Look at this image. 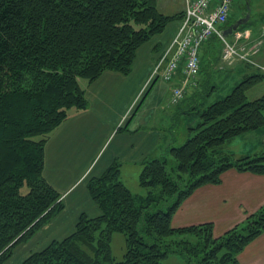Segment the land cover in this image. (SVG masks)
Instances as JSON below:
<instances>
[{
	"label": "trees",
	"instance_id": "16d2710c",
	"mask_svg": "<svg viewBox=\"0 0 264 264\" xmlns=\"http://www.w3.org/2000/svg\"><path fill=\"white\" fill-rule=\"evenodd\" d=\"M183 14L164 15L156 0H0V264L64 209L43 177L44 150L74 112L87 109L86 88L104 73L130 75L140 48L172 22L180 24ZM230 16L222 30L236 21ZM233 34L226 40L233 42ZM210 42L220 43H204L199 57ZM201 68L200 57L195 88ZM263 80V73L252 72L210 104L214 86L175 105L174 115L189 122L190 136L141 163L142 193L122 183L121 163L113 162L86 185L99 214H80L70 235L20 264H162L170 255L186 264H240L237 256L264 233V205L219 237L212 223L173 228L171 220L195 190L219 185L229 170L264 176V153L234 158L224 151L236 137L264 128V96H247ZM115 233L125 239L119 262L110 247Z\"/></svg>",
	"mask_w": 264,
	"mask_h": 264
},
{
	"label": "crops",
	"instance_id": "0c3cea01",
	"mask_svg": "<svg viewBox=\"0 0 264 264\" xmlns=\"http://www.w3.org/2000/svg\"><path fill=\"white\" fill-rule=\"evenodd\" d=\"M185 5L186 0H156L158 10L168 16L182 13ZM261 5L264 7V0ZM178 26L179 20L172 22L162 34L140 48L130 75L125 77L116 73H104L89 85L85 91L87 109L74 112L47 142L44 150L43 177L61 195L64 209L44 230L56 231L54 234L59 233L61 237L50 236L46 244L51 240H61L70 235L80 214H85L89 218L99 214L86 188L90 178L100 176L113 162L118 161L121 163L120 180L128 187L126 184L128 170L136 173L138 179L141 163L145 159L156 157L166 146L178 144L165 142L168 131L164 127L177 111V107H171L169 102L172 85L167 83L161 88L158 84L148 99L145 98L147 97L145 94L138 100L156 59L169 44ZM245 31H248L250 37L239 40L235 47L247 49L250 47L249 44L259 41L261 44L258 53L250 56L249 59L257 62L259 58L260 65L264 64V15L258 26H252ZM215 45L216 43L206 44L200 53L201 59L205 49L206 52L213 53L214 48H217ZM219 46L221 47V44ZM238 67L240 68L236 69V73L241 81L244 76L251 73V70L242 63ZM180 77L178 73L177 79ZM202 83L200 86L198 84L197 88H188L184 101L192 99L201 91L202 94H206L204 90L212 86V83L204 79ZM263 83L264 80L251 88L247 96ZM234 86L235 83L232 87ZM227 91H230L229 88ZM216 92L215 89L209 97L206 96L207 104L223 97L216 95ZM259 95L264 96L254 93L248 99L252 101L260 98ZM166 99H168L167 106L164 104ZM136 100H138L137 104ZM138 105L139 108L136 109ZM253 133L259 143V136L264 137V128ZM251 152H255V147L245 150L241 156L252 155ZM263 205L264 176L229 170L221 176L219 185L202 186L184 200L173 215L171 226L180 228L212 223L213 236H216V228L219 225L233 227ZM207 209L215 210V218L205 214ZM229 212H233V216H229ZM64 214L69 215L68 224ZM61 216L63 219H59ZM61 226L65 229H60ZM237 260L240 264H264V233L253 240L237 256Z\"/></svg>",
	"mask_w": 264,
	"mask_h": 264
},
{
	"label": "rangeland",
	"instance_id": "374dc122",
	"mask_svg": "<svg viewBox=\"0 0 264 264\" xmlns=\"http://www.w3.org/2000/svg\"><path fill=\"white\" fill-rule=\"evenodd\" d=\"M262 3H263V0H248L249 21L246 25L242 26L239 29L240 31L242 29H251L252 26H258L260 24V21L262 20L263 15H264V7H263V5H261ZM243 10H244L243 0H238L236 2L234 0V4H233V8H232V14L230 16L231 17L230 22H232V21L234 22L235 20L239 19L241 14L242 15L244 14ZM248 36L250 37V35H248ZM229 40H231V37H229ZM212 43H216V42H212ZM255 44H256V42H255ZM255 44H249V45H250V47H253V46H255ZM219 45H220V43H216L215 47L217 46V48H214L213 53H211V51H210V53L206 52L207 49H205V51H204L205 53L203 52L204 54L202 55V59H201V61H202V64H201L202 74L200 75V78H198V84H199V86L201 84H203L202 83L203 79L204 80H210L212 83V86H214L216 88V91H217L216 95L225 96V94H228L232 90V88H234V87H232L234 83H235V86L237 84H239L240 79L238 78V75L236 73V69H238L242 66L238 67L241 64L240 62H239L240 64L237 62H234L232 64L224 63L221 59V54H220L221 53V47ZM250 56H252V55H250ZM258 60H261V59L258 58L257 62H255V63L260 65V62ZM262 65H263V69H264V64H262ZM248 69L251 70V73L252 72H258V73L264 74V70H260L256 67L253 68V67L248 66ZM209 75H211V76H209ZM80 81H81V85L83 86L84 83L82 82V80H80ZM158 84L161 88H164V86H166L167 83L163 82L161 79H158L157 81H155V84L154 85L152 84L150 86V88L147 90L146 95H145V96H147V97H145L146 99H148L150 97L151 93L154 91V88L156 86H158ZM228 88L230 91H227ZM166 91H167V89H166ZM252 91L248 94L249 99H250V97H252L254 95V93L264 94V83L257 86ZM224 92H228V93H224ZM259 96L261 97V95H259ZM167 101H168V99H166L164 102L165 106H167V103H166ZM139 105L137 106L136 109L139 108ZM182 106L183 105L181 104L180 107H182ZM133 107H134V105L131 108L132 110H133ZM171 107H173V106H171ZM176 107L177 106H175V108ZM133 114H134V112H133ZM175 116H176V118L174 119ZM158 117L159 116H157L156 119H158ZM129 122H130V120L128 121V123ZM188 126H189V122L186 121L184 116L173 115V118L170 120L168 125L166 127H164L168 131L167 136L165 137V139H166L165 142L171 143V144L173 142L178 143V144H176V146H179L182 143H184L185 140L190 136L188 131L186 130L188 128ZM252 147H255V152H251L250 154H252V155L261 154V153L263 154L264 153V137H261V135L259 136V143H258V138L255 137L254 133H250V134L242 136V137L241 136L236 137L230 143H227L224 146V151L229 153V154H233L234 158H238L242 154H244L245 150L250 149ZM128 171H129V173H128L129 176L126 179V184L128 185L129 190L134 194L142 193V190L138 186V179H137L136 173H134L131 170H128ZM134 175H136L135 178H134ZM25 192H26V189H23L22 193H25ZM230 207L231 206H229V208ZM61 212L58 213L52 220L57 219L58 215H60ZM205 212H206L205 214H207V215L209 214L210 216H212V218H215V216H216L215 210L207 209V210H205ZM228 215L233 216V212H229ZM63 216H66V219H67L66 224H68L69 215L64 214ZM63 216H61V218H59V219H63ZM52 220L47 225L43 226L41 228V230L38 231L28 242L16 247L13 250V255L11 256V258L8 259V261L5 264H20L26 258V256L29 255L30 253H33L36 250L43 249L47 245L46 242L50 240V236L51 237L57 236L58 238L61 237V234H59V233H56L58 235L54 234L56 231L55 232L52 230L44 231L48 226H50L52 224ZM242 222H239L237 224H240ZM237 224H235L234 226H236ZM228 226H230V225H219V227L216 228V234L217 235L214 237H219L224 232H226L229 229L234 227L233 226V227L228 228ZM60 229L64 230L65 228H63L61 226ZM110 247H111V254H112L114 260L116 262L121 261L123 258V255L125 253V239H124L123 235L118 234V233L113 234L112 238H111ZM167 259L168 260L165 259L162 262V264H186L184 262V260L178 255H170Z\"/></svg>",
	"mask_w": 264,
	"mask_h": 264
},
{
	"label": "built area",
	"instance_id": "2783aa9c",
	"mask_svg": "<svg viewBox=\"0 0 264 264\" xmlns=\"http://www.w3.org/2000/svg\"><path fill=\"white\" fill-rule=\"evenodd\" d=\"M233 4L234 0H186L178 30L154 65L146 83L159 78L171 84L170 105H177L184 99L187 86L196 87L195 79L200 73V48L213 38L222 44L221 59L224 63L242 61L253 65L249 57L257 52L258 44L247 50L235 47L240 39L249 38L248 31L234 33L233 42L221 36ZM178 73L181 76L179 81Z\"/></svg>",
	"mask_w": 264,
	"mask_h": 264
},
{
	"label": "water",
	"instance_id": "95a60500",
	"mask_svg": "<svg viewBox=\"0 0 264 264\" xmlns=\"http://www.w3.org/2000/svg\"><path fill=\"white\" fill-rule=\"evenodd\" d=\"M245 2H246V4H245V13H244V15L241 18H239L238 20H236L233 24L228 26L226 29L221 31V36L224 39L232 36V34L234 32H236L241 26H244L249 21L248 0H245Z\"/></svg>",
	"mask_w": 264,
	"mask_h": 264
},
{
	"label": "flooded vegetation",
	"instance_id": "af4514ba",
	"mask_svg": "<svg viewBox=\"0 0 264 264\" xmlns=\"http://www.w3.org/2000/svg\"><path fill=\"white\" fill-rule=\"evenodd\" d=\"M236 1H238V0H236ZM231 25V23L229 24V26Z\"/></svg>",
	"mask_w": 264,
	"mask_h": 264
}]
</instances>
